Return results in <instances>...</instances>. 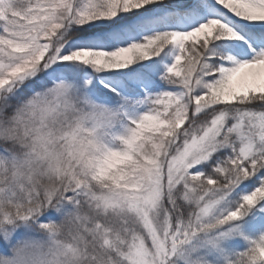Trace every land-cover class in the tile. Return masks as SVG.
<instances>
[{
	"label": "snow or ice",
	"instance_id": "obj_1",
	"mask_svg": "<svg viewBox=\"0 0 264 264\" xmlns=\"http://www.w3.org/2000/svg\"><path fill=\"white\" fill-rule=\"evenodd\" d=\"M0 264H264V0H0Z\"/></svg>",
	"mask_w": 264,
	"mask_h": 264
}]
</instances>
